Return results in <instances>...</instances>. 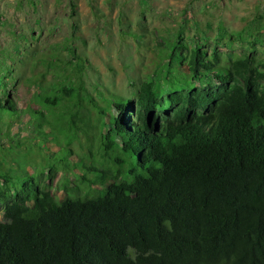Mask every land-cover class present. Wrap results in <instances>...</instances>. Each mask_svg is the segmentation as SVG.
I'll return each mask as SVG.
<instances>
[{
	"label": "trees",
	"instance_id": "1",
	"mask_svg": "<svg viewBox=\"0 0 264 264\" xmlns=\"http://www.w3.org/2000/svg\"><path fill=\"white\" fill-rule=\"evenodd\" d=\"M182 40L157 43L164 80L113 98L112 115L75 53V75L35 94L37 105L0 77V119L29 116L39 151L59 146L44 155L48 173L0 167V264H264V61L244 51L222 62ZM93 130L99 156L72 162V138ZM60 169L80 173L60 181L58 202Z\"/></svg>",
	"mask_w": 264,
	"mask_h": 264
},
{
	"label": "rangeland",
	"instance_id": "2",
	"mask_svg": "<svg viewBox=\"0 0 264 264\" xmlns=\"http://www.w3.org/2000/svg\"><path fill=\"white\" fill-rule=\"evenodd\" d=\"M242 30L240 40L231 37ZM178 34L185 44L199 41L208 54L216 49L222 62L244 51L264 61V0H0V77L15 99L37 105L35 94L75 75V53L87 61L84 78L96 106L112 115L113 98L134 100L144 80H164L166 59L157 43ZM92 109L96 123L98 108ZM54 135L62 138L57 130ZM95 135L97 130L79 131L72 138V162L90 165V149L99 156ZM37 137L29 116L0 119V167L13 175L31 165L48 173L44 155L59 146L52 141L41 153ZM75 172L60 169L55 177L52 192L58 202L65 195L60 181H75Z\"/></svg>",
	"mask_w": 264,
	"mask_h": 264
}]
</instances>
